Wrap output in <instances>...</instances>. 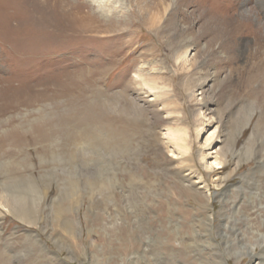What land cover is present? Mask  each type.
<instances>
[{
  "label": "rangeland",
  "instance_id": "rangeland-1",
  "mask_svg": "<svg viewBox=\"0 0 264 264\" xmlns=\"http://www.w3.org/2000/svg\"><path fill=\"white\" fill-rule=\"evenodd\" d=\"M147 9L156 27L144 23ZM9 77L18 97L59 87L58 111L86 120L83 126L100 125L111 140L103 144L94 136L97 153L77 168L76 149L66 140L60 172L51 140L45 147L7 145L2 159H11L12 170L31 171L32 183L49 194L46 202L28 205L29 222L0 202V264H156L162 246L165 264L196 263L198 256L189 258L181 244L192 240L195 208L203 211L178 187L184 145L189 164L209 169L211 183L217 173L236 170L213 203L220 214L227 197L223 211L232 223L252 220L231 250L218 232L224 217L217 218L214 239L229 264L234 253H260L264 0H0V79ZM144 80L155 87L156 101L138 94ZM50 102H20L0 135L17 129L30 137L52 116ZM65 127L75 129L72 122ZM216 156L223 167L209 168ZM172 215L180 235L169 228ZM216 241L208 250L218 249Z\"/></svg>",
  "mask_w": 264,
  "mask_h": 264
},
{
  "label": "bare ground",
  "instance_id": "bare-ground-1",
  "mask_svg": "<svg viewBox=\"0 0 264 264\" xmlns=\"http://www.w3.org/2000/svg\"><path fill=\"white\" fill-rule=\"evenodd\" d=\"M146 13L148 16L150 10L147 9ZM147 16L146 19L143 18L145 19L144 23L149 27H156L157 23L155 20H153V17H151L150 14L148 17ZM14 81L15 80L13 77L0 79V125H2L4 122L8 123L12 121L10 119L11 113H13L20 102L32 104L36 103L37 101H51L50 103L54 104V107L51 111L52 113H49V115L52 116L48 117V120L45 119L41 123H38L35 126V129L30 137L28 136L27 138L17 129H12L10 132H8V134L2 136L0 135V154L6 152V147L9 143L15 145H23L26 142H39L42 143V147H45L44 143L51 140L50 149L52 151V156L54 157L56 162V165H54V169H57V171L60 172L61 170H65L66 161L64 159V151L69 143L72 144L71 147L73 149H76L74 151L75 155L72 158L73 160L71 159L72 165L76 167L77 165H80V163H84L87 158H94V154L97 153H95V151H93L94 148H92L93 142H95L94 136L96 138L103 137L101 139V142L103 144L111 140L110 135L107 134V132L100 125L89 126V122H87V125L89 127L87 125L83 126L80 123H85L86 120H82L80 123H77L75 122L76 117H74V115H67L62 113L61 111H58V109H60L58 100L59 96L62 93L59 87L55 90L54 87L49 88L45 86L41 88L40 91H37L36 94L28 92L29 94L18 97L16 94ZM142 86V89L138 92V94H140L142 98H149L150 96H153L149 98L148 101H156L159 98L155 87L150 82L144 80ZM144 86H146L147 88H145ZM152 106H154V103L152 104ZM140 107L143 106L140 105ZM140 109L141 108L139 107H134L136 113H139ZM146 110L147 109L143 107V109H141V112ZM99 115H101V113ZM70 122L74 124L75 129L65 127V124ZM98 132H101L102 134L98 135ZM214 134L215 133L213 132L208 135L206 142L208 143L207 145H210L211 141L214 140ZM171 136L172 135L169 134L170 138ZM66 140H69V143L65 146L64 142ZM71 147L69 146L68 149H70ZM180 150H184L185 154L183 155H186V157L182 158V161L187 164L184 165L181 170L176 171L178 187L181 188L183 192L191 195L197 202L201 203V208L203 211L195 208L196 211L192 213V220L194 221V223H192V229L194 232L192 240L188 242L184 241L183 239L182 242H179H181V244H183L185 248L189 249L188 255L193 254L195 257L198 256L196 258L197 262L191 264H229V261L225 255L226 251L222 252V248L219 249V247H222L223 245H221V243L214 239L213 233L215 231L217 218L219 216L224 217V220L220 221L218 232L223 235L224 242H222L224 246L227 248L231 247V250L235 246L234 244L239 241L240 237L245 234L243 232L244 227L247 228V230L252 228V220L248 217L246 218L247 222H245L246 220L244 221L242 218H237L236 222L232 223L231 218L228 217L225 211H223L228 206L227 197L224 198V201H227H222L223 207L220 214L215 212L213 203L218 197L224 195L222 190L229 187L228 180L236 173V170L229 171V173H227L226 175H219L217 173L214 183H211L208 179L210 173L209 169L208 171L203 172L202 170L196 168L193 164H189V161L193 159L187 155L188 146L184 145L180 147ZM181 153L182 152L180 151L179 154ZM2 160L5 161L4 164L7 167L2 173L1 180L3 182L2 188L4 190H0V202L2 203V205L4 204L5 206H8L11 213L16 214L21 219L29 222L28 218H30V212L28 210V205L35 202L39 204H41L42 202H46L49 193L44 188L43 190L41 188V185H37V183L36 185H34L32 183L36 180L31 171L27 169L20 171L12 170L11 167H9L11 164V159H2L0 155L1 163H3ZM222 164H224L223 159L216 156L213 160L210 161L209 168H221L223 167ZM86 170L87 171L85 174L87 175V182L90 185L91 177L93 176L94 172L91 168H88ZM82 182H80V184ZM24 183H27V185H25ZM212 184H214V186H216L217 188L214 187L213 189ZM218 188L219 190H217ZM234 204L236 209L237 204L233 203V206ZM173 215L172 217H167V223L169 224V228L173 233L176 234L177 232L176 235H180V231L177 229V226L174 225L175 221L173 219ZM212 240L214 242H217V250L214 248V251H211L210 248L208 250V246L212 247L214 245ZM250 253L249 255H247V252L234 253L236 254V257L234 258V264H243L246 258H248L247 260H249L248 264H264V244H262L260 253ZM165 254L166 250H164V247H159L156 253V264H165ZM189 258H192V256L189 255Z\"/></svg>",
  "mask_w": 264,
  "mask_h": 264
}]
</instances>
